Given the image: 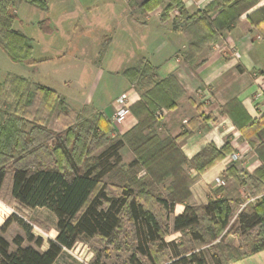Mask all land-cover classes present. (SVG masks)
I'll use <instances>...</instances> for the list:
<instances>
[{
  "label": "trees",
  "instance_id": "trees-1",
  "mask_svg": "<svg viewBox=\"0 0 264 264\" xmlns=\"http://www.w3.org/2000/svg\"><path fill=\"white\" fill-rule=\"evenodd\" d=\"M164 1L132 0L145 13L154 11ZM22 2L48 9L45 0H0V48L12 62L34 66L38 61L32 57L30 39L13 28L15 10ZM257 4L258 0H216L209 4L196 19L202 23L197 29L200 38L189 44V53L194 55L204 45L217 42L219 31L230 28ZM173 10L185 19L180 0H169L162 18ZM212 12L216 13L213 19L208 16ZM246 19L251 26L264 24V4ZM154 73V67L144 59L138 67L123 72L140 96L130 106L136 125L117 138L110 137L112 131L98 112H92L88 120L75 115L65 132L54 134L46 127L48 115H55L59 121L74 114L54 90L35 84L30 91L29 81L23 77H8L0 84V196L5 188L23 207L50 211L57 231L55 238L48 240L47 249L41 251L42 239L35 238L28 224L15 214L9 216L0 227V264H54L63 249H71L80 237L115 243L124 219L130 224L136 243L130 262L141 264L135 258L137 254L152 264L161 262L159 252L172 245L165 243L163 237L174 206L185 205L189 187L198 175L233 150L228 143L220 149L209 145L187 160L181 151L185 132L160 138L157 129L161 122L155 114L161 109H175L183 90L172 75L156 80ZM10 97L15 100L9 102ZM22 97L23 105L19 100ZM42 108L48 114L45 119ZM255 135L260 143L250 145L261 165L252 175L243 173L242 179L234 183L260 197L239 212V194H226L201 207L186 204L183 213L173 219L171 231L189 237L195 248L189 249L188 256L174 251L176 260L170 264H232L264 250V128ZM125 145L134 156L127 169L145 170L150 179L138 182L124 175L123 185L114 186L110 192L103 179L120 169V150ZM188 168L196 170L197 175L189 176ZM130 182L142 186L139 184L133 192ZM158 185L165 186L164 192H153L152 187ZM10 223H16L24 233V238L17 235L12 239L13 249L3 236ZM227 234L235 235L247 252L224 244ZM153 248L158 250V260L153 253L151 257Z\"/></svg>",
  "mask_w": 264,
  "mask_h": 264
},
{
  "label": "crops",
  "instance_id": "crops-1",
  "mask_svg": "<svg viewBox=\"0 0 264 264\" xmlns=\"http://www.w3.org/2000/svg\"><path fill=\"white\" fill-rule=\"evenodd\" d=\"M214 1L216 0H180L185 19L179 18L176 10L170 11L167 17L162 18V13L169 6V0H165L149 13L141 11L133 2L125 3L122 19L118 22V31L123 43L112 37L106 40L107 44H103L107 54L117 50L113 65L107 69L97 66L98 63L94 65L96 69L90 73L95 80L91 86L93 92L86 101H69L68 104L63 100L75 112L91 108V113L102 114L112 131L110 135L122 136L136 125L137 119L131 113L122 123L114 122L113 117L117 110L115 100L126 94L134 104L140 96L136 88L122 75L123 72L138 67L144 59L154 67L156 80L172 75L181 86L183 94L177 99L175 109H163L161 127L157 129L159 137H175L185 132L181 151L187 160H191L209 145L220 149L228 143L233 150L231 154L198 175L197 180L189 187L190 196L186 204L201 207L226 194H239L242 199L239 212L246 204L253 203L260 197L245 187H236L234 182L238 178L242 179L243 173L252 175L261 165L250 142L259 144L255 134L264 128V24L251 26L246 17L262 6L264 0H258V4L242 14L230 28L219 31L217 42L204 45L198 53L190 54L189 44L200 38L197 29L201 21L196 19H199L198 16ZM215 14L212 12L208 16L213 19ZM49 31V27L43 29V33ZM258 37L261 39L258 40ZM30 42L32 57L40 63L65 56L63 49H52V44H42V47L38 48V44H33L32 39ZM131 46L135 51H130ZM72 55L85 60L88 50L76 47ZM86 61L93 65L90 60ZM81 80L88 81V78ZM104 80H111L112 83L114 81L115 84L118 82L119 87L115 91L104 92L101 97L98 95L100 98L94 100L98 83ZM85 87V84L80 85L81 90ZM253 122L256 124L252 125ZM124 151L127 153V161L131 162L134 156L127 145L124 146ZM188 174L194 177L197 172L188 168ZM217 177L223 178L224 186L215 184ZM185 205L174 206L173 213L169 216L170 225L175 217L183 213ZM56 234L55 219L53 235ZM170 236L174 240L180 233L172 231ZM170 242L172 241H167ZM223 242L241 252H247L245 247H240L237 237L233 234H227ZM47 247L48 243L42 245L41 251H45ZM64 251L69 252L63 249L59 257ZM232 264H264V250Z\"/></svg>",
  "mask_w": 264,
  "mask_h": 264
},
{
  "label": "rangeland",
  "instance_id": "rangeland-1",
  "mask_svg": "<svg viewBox=\"0 0 264 264\" xmlns=\"http://www.w3.org/2000/svg\"><path fill=\"white\" fill-rule=\"evenodd\" d=\"M45 1L48 7L47 11L27 3H20L16 8L17 11L15 10L17 19L13 22V28L20 30L24 35L32 39L33 44H38V48H41L42 44H52V49L57 47L58 49H63L65 56L60 59H53L50 62L40 63L38 61L36 67L32 68L26 64L12 62L0 48V84H4L8 77H23L29 81L30 91L35 89L33 85L40 84L56 90L59 97L64 99L68 104L69 101L72 103L73 101H86L87 98L92 96L93 92L91 86L94 85L95 80L94 76H90V73H93L96 69L94 65L98 63L97 66L107 69L114 63L115 52L117 50L107 54L106 47L103 44H107L105 43L106 40H110L112 37L117 42L123 43L118 31V22L122 19L125 3H131L132 0ZM45 27L50 28L48 33H43ZM76 47L87 48V59L93 65L88 63L86 61L87 59L81 60V58L72 55ZM129 49L130 51H135L133 46ZM119 54L120 56L122 55L121 53ZM68 76L70 78H67ZM87 78L88 81L81 80H86ZM84 84L86 87L81 90L80 85ZM98 84L99 86L95 92L94 100L100 98L104 92H112L119 87L118 82L115 84L111 80H104ZM14 100L12 98L9 102H13ZM19 100L23 105V97L19 98ZM9 104L10 107L13 106L11 103ZM41 112L42 119H45L47 111L42 108ZM73 113L68 119L61 117L59 121L55 118V115L47 114L49 118L45 119L46 127L54 134L65 132L66 126L76 118L75 115L81 120H88V117L91 116V108H84ZM110 137L117 138L111 135ZM120 154L122 158L121 165L119 166L120 169L114 170L113 173L103 179L104 184L110 192L114 191V186L118 187L123 185L122 178L124 175L129 177L130 180L132 177L133 180L138 182L150 179L145 170L135 172V170L129 171L127 169L129 162L127 161V153L124 151V147L120 150ZM139 184L130 182L129 187L134 192L137 190ZM164 187V185H158L155 188L152 187V190L154 193L155 191L158 193L159 189V191L164 192ZM4 189L2 192L3 195L0 196V227L9 216L15 214L28 224L35 238L42 239V245L47 244L48 240L55 238L53 235L55 230V217L50 211L44 208L30 209L23 207L11 198L8 191ZM165 228L167 234L163 237V240L165 243L172 241L170 242L172 245L170 248L159 252V257L162 260L160 263L157 262V264H170L174 262L176 260L173 257L174 251L182 256H188L189 249L192 247L195 248L193 242H190L189 237H183L181 233L178 238L171 239L172 237L170 235L172 231L169 220L166 222ZM117 234L116 242L111 244L97 237L91 239L80 237L71 249H66V251H69L68 253L64 251L63 255L57 259L55 264H132L130 257L134 253L136 243L130 224L126 219L123 220L122 228ZM186 234L188 233L186 232ZM17 235L24 238L23 231L16 223H10L3 232V236L10 244L11 249H13L12 239ZM210 252L213 253L212 250ZM152 253L158 260V250L153 248L151 257ZM135 258L141 264H152L148 258L142 255L137 254Z\"/></svg>",
  "mask_w": 264,
  "mask_h": 264
},
{
  "label": "built area",
  "instance_id": "built-area-1",
  "mask_svg": "<svg viewBox=\"0 0 264 264\" xmlns=\"http://www.w3.org/2000/svg\"><path fill=\"white\" fill-rule=\"evenodd\" d=\"M257 39L260 40L261 38L258 37ZM115 105L117 106V110L115 112L113 120L116 123H122L129 115H131L130 106L132 105V103L130 102L127 95L123 94L115 100ZM163 112V109L158 110L155 114V118L160 121L163 117ZM233 157L236 158L235 155H233ZM215 184L217 186H224L225 182L223 178L217 177L215 178Z\"/></svg>",
  "mask_w": 264,
  "mask_h": 264
}]
</instances>
